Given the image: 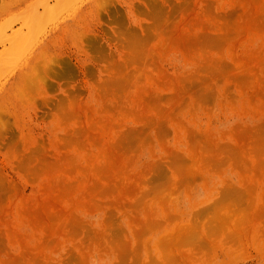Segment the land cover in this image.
<instances>
[{"label":"rangeland","instance_id":"1","mask_svg":"<svg viewBox=\"0 0 264 264\" xmlns=\"http://www.w3.org/2000/svg\"><path fill=\"white\" fill-rule=\"evenodd\" d=\"M0 264H264V0H0Z\"/></svg>","mask_w":264,"mask_h":264}]
</instances>
